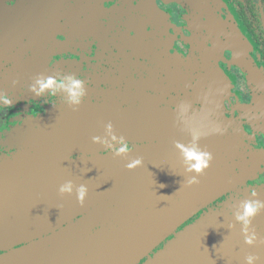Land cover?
Returning <instances> with one entry per match:
<instances>
[{"label": "flooded vegetation", "instance_id": "1", "mask_svg": "<svg viewBox=\"0 0 264 264\" xmlns=\"http://www.w3.org/2000/svg\"><path fill=\"white\" fill-rule=\"evenodd\" d=\"M185 150L211 154L205 172L230 166L222 178L234 189L175 234L225 205L240 214L246 200L264 202V0H0V185L47 169L34 163L48 153L79 180L56 175L64 180L46 182L51 191L83 185L97 195L93 206L15 224L66 236L50 264H99L84 254L101 236L129 234L132 220L97 215L98 188L142 187L155 178L147 172L164 186ZM255 217L264 238V209Z\"/></svg>", "mask_w": 264, "mask_h": 264}, {"label": "water", "instance_id": "2", "mask_svg": "<svg viewBox=\"0 0 264 264\" xmlns=\"http://www.w3.org/2000/svg\"><path fill=\"white\" fill-rule=\"evenodd\" d=\"M51 157V154L46 153L34 163L45 165L47 169L32 171V177L20 180L16 186L0 185V251H8L0 256V264H50L61 254L55 247L63 245L66 236L56 235L43 239L37 235H25L15 228V224L21 221L19 219L28 214L57 215L80 204L77 200L80 187H71V192H61V187H54L51 191L47 187L46 182L50 180H64L54 178L56 175L72 174L75 176L73 180L76 183L79 181L76 170H63L65 162L61 163L60 170L52 167L59 163L53 162ZM179 158L186 160V163H194L192 160L187 162L181 155ZM186 163L181 164L176 173L165 176V180L170 181L164 186L158 183L157 173L147 172V176L155 178L142 187L98 188L102 210H96V214L107 219L124 217L132 222L125 227L129 234L101 236L100 248H90L94 251L86 252L83 261L137 264L174 234L145 264H245V257L249 255L257 257L254 264H264V238L259 237L262 232L258 229L260 226L256 224V217L248 225V232H254L256 239L252 245H248L244 240L243 222L236 219L239 213L231 211L234 208L230 205H225L223 210H214L201 216L175 234L179 227L199 211L234 189L233 184L223 181L225 175L232 170L230 166L196 174L189 170L190 165ZM71 165L77 168L80 163ZM175 174L176 181L173 179ZM193 177L197 183L189 184L188 181ZM32 182L37 183L31 187L29 184ZM3 183L4 180L1 179L0 184ZM86 189L83 204L85 207L93 206L94 203L87 200H92L97 195L93 193V188ZM105 199L109 202L102 203ZM33 239L38 241L11 251L14 246ZM71 258L73 256L67 260Z\"/></svg>", "mask_w": 264, "mask_h": 264}, {"label": "clouds", "instance_id": "3", "mask_svg": "<svg viewBox=\"0 0 264 264\" xmlns=\"http://www.w3.org/2000/svg\"><path fill=\"white\" fill-rule=\"evenodd\" d=\"M53 81L48 80L47 82L43 83L41 85L42 88L50 87L52 85ZM74 88H79L80 84L79 82H74L73 83ZM73 97L75 98L78 93L73 92L72 93ZM3 103L5 105H10L11 101L8 100L7 98L3 99ZM130 150L129 145H124L119 149V153H124ZM184 156L187 160H195V164L192 168L193 171L200 173L204 168L208 167V162L212 159L211 154L208 152H193L191 150H185L184 151ZM140 163V161H133L131 166H136ZM189 184L197 183V180L195 177L190 179L188 181ZM61 192H71V185H65L61 187L60 189ZM87 189L82 185L78 191H77V200L82 204L84 196L86 194ZM253 196H255V193H252ZM243 211L237 215L236 219L238 222H243V231L245 233L244 235V240L245 243L248 245H252L256 239L255 233H249L248 232V225L251 223V220L253 217H255L258 212L262 209H264V202L257 200V199H248L246 200L243 205H242ZM257 260V257L253 255H249L245 257V264H254V261Z\"/></svg>", "mask_w": 264, "mask_h": 264}, {"label": "rangeland", "instance_id": "4", "mask_svg": "<svg viewBox=\"0 0 264 264\" xmlns=\"http://www.w3.org/2000/svg\"><path fill=\"white\" fill-rule=\"evenodd\" d=\"M192 161H195V160H192ZM187 162H189V160H187ZM186 164H187V163H186ZM187 165H188V164H187ZM184 166H185V165H184ZM191 168H192V167L189 166V170H191ZM191 172H194V171L191 170ZM202 172H203V170H202ZM195 173L197 174V172H195Z\"/></svg>", "mask_w": 264, "mask_h": 264}]
</instances>
